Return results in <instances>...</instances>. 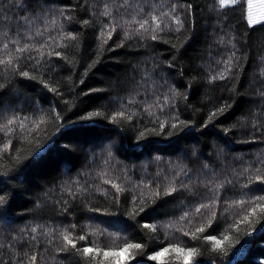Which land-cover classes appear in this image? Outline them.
Returning <instances> with one entry per match:
<instances>
[{"label":"trees","instance_id":"16d2710c","mask_svg":"<svg viewBox=\"0 0 264 264\" xmlns=\"http://www.w3.org/2000/svg\"><path fill=\"white\" fill-rule=\"evenodd\" d=\"M135 2L130 0L134 5ZM26 3L31 5L27 11L4 9L11 18L4 28L8 37L18 38L14 30L31 35L39 30L43 36H35L32 41L37 47L46 41L54 47L50 37L58 40L62 31L71 32L78 40L65 41L69 47L55 49L67 59L55 55L40 58L36 52L31 55L40 60L39 66L35 60L21 59L20 69L38 79L21 77L0 67V83L4 84L0 89V116L11 118L16 113L21 118L28 117L25 123L31 129L41 114L47 116L55 109L61 115V120H49L39 130H33L28 141L24 139L27 132L17 126L10 137L12 150L0 155V173L7 172L0 175V195L8 200L0 206V262L20 264L25 253H35L37 264H77L78 256L57 251L62 244L59 232L74 224L72 231L77 236L103 232L79 241L78 246L98 240L101 247H108L114 236L146 244L144 256H137L142 264H155L147 256L169 243L198 247L202 255L196 264H264V219L254 223V230L241 224L236 231L229 226L242 218L244 210L224 211L226 203L264 195V184L254 179L249 184L256 169L264 170V25L249 27L247 0L226 9H219L216 0H151L165 11L171 3L184 5L177 10L184 27L175 31L173 25V30L159 33L163 40L133 37L124 40L123 46V32L117 29L102 49L99 30L112 18L101 13L107 3L113 9L115 22L122 23L123 10L116 12L120 0ZM189 3L191 9L186 8ZM46 9H63L70 18L58 16L53 24L46 16L24 25V16H38ZM85 20L89 23L84 24ZM3 43H9L8 50L2 49ZM12 49L9 40L0 34V59H7ZM229 57L230 64H226ZM220 74L225 78L211 79ZM39 78L57 87L60 94L49 91ZM165 97L166 106H154V115L145 111L150 105H164ZM130 100L133 103L129 104ZM225 104L231 107L207 123L210 113ZM121 105L135 114L131 121L113 124L100 117L81 119L92 111H104L110 117ZM157 117L170 122L178 117L191 124L168 136L166 133L172 129L161 131ZM153 128L158 134L138 139L141 131ZM0 137L2 142L9 138L4 133ZM17 155L19 163L12 158ZM101 172L125 191L116 194L111 185L103 183ZM173 178L179 190L151 203L154 197L149 189L155 191L160 185L163 192ZM181 181L188 184L190 191L180 187ZM217 183L225 184L214 209L217 216L202 235L222 239L229 234L231 240L224 245L226 256L213 252L203 239L183 235L200 223L207 224L202 217L193 219L191 213L200 203L210 202L212 193L208 189ZM72 193H76L75 198ZM141 194L149 207L131 219L127 213L132 210L134 198L139 205ZM185 212L190 213L189 218L181 221ZM204 216H209L208 210ZM145 223L157 225L156 231L143 228ZM33 227L37 232H31ZM53 229L57 231L52 233ZM249 230L251 236L246 234ZM232 244L235 246L230 247Z\"/></svg>","mask_w":264,"mask_h":264},{"label":"snow or ice","instance_id":"6c2138e0","mask_svg":"<svg viewBox=\"0 0 264 264\" xmlns=\"http://www.w3.org/2000/svg\"><path fill=\"white\" fill-rule=\"evenodd\" d=\"M115 2V0H113ZM241 0H216V4L219 9H226L232 5H236ZM17 8L23 9L27 11L31 5L26 3V0H0V34H2L9 42L13 45L12 51L7 53V59H0V67L5 70H10L13 74L19 75L21 77H25L28 79H38L37 76L31 74L29 71L21 70L19 67V61L21 59H27L29 61L35 60L37 66L40 65V60L36 59L32 52H36L40 58H44L45 55L56 57H60L62 59H67V56L61 52L56 51L55 49H63L69 47V43L65 41L72 42L77 41L78 37L71 32L64 33L63 31L59 34V39L57 37H50L52 40L54 47L49 45L47 41L42 43L37 47L35 43L32 41L35 39V36H43V33L39 30L36 31L35 35L31 34H21L18 31L14 30V36L18 37L13 39L12 37H8V33L4 31V28L7 27V22L11 19L4 13L5 8ZM178 7L183 8L184 5H178L177 3H171L167 5V11L163 10V7L158 4L151 3V0H136L135 5L130 3V0H120V3L117 5L116 12L120 13V20L122 23L115 22V16L113 14V9L109 4L104 5V10L101 13L104 17L112 18V22L104 23L101 29L99 30V37L101 38L100 48L102 49L104 45L108 44V41L112 39L113 33L120 29L123 32V40L120 46H123L124 40H130L133 37H139L141 39L147 38L152 41L163 40V37L159 35V33L164 32L165 30H173V25H175V31H180L184 27V20L180 18L178 14ZM192 5L189 3L186 5L187 9H191ZM47 16L50 19L51 23L55 24L57 17H64L65 19H69L65 15V10H56V9H46L42 11L38 16H24L23 21L24 25L34 24L35 20L44 19ZM125 16L128 18L125 19ZM247 24L249 27L255 25H264V0H247ZM166 20L168 21L166 23ZM84 24H88L89 21H83ZM135 25V27H132ZM23 26V25H21ZM22 37L24 40L21 43ZM167 43V41H164ZM74 46V45H73ZM176 48V45H173ZM46 48H50L51 50L45 52ZM3 50L9 49V43H3ZM179 49L177 48V51ZM15 53V54H13ZM25 53L28 55L25 56ZM98 55L100 53L98 52ZM235 56V53L232 54ZM232 57H229L228 61H225L226 64H230ZM98 62V61H96ZM94 62L89 67H93ZM171 67V64L169 65ZM230 68H226V71H229ZM224 79V75L220 74L219 76H213L211 79ZM41 83L45 85L49 89V91L56 93L59 95V91L57 87L49 85L43 78H39ZM83 82V81H81ZM4 87L3 83H0V89ZM177 93H174V95ZM264 95V93H262ZM182 98H186V96L182 95ZM67 103V102H66ZM133 103V101H129V104ZM167 104V97H165L164 105H150L145 111L148 114L154 115L152 112V108L154 106H159L161 109L163 106ZM231 105L225 104L221 107L215 109L210 113L207 118V123H212V121L219 115H222ZM134 113L129 112L124 105L114 111L111 116H107L104 111H92L87 114V116L82 117L84 120H92L93 118H104L110 119V122L113 124H119L121 122H128L133 119ZM28 117H19L16 113H13L11 118H6L0 116V120L3 122L0 123V133H4L5 136L9 137L7 142H2L3 137H0V155L3 153H8L12 150V140L11 135L15 132L16 127L18 126L20 129L27 132V135L24 137L26 141H28L29 137L33 130H39L40 126L46 124L49 120L59 121L61 120V115L58 112H55V109H52L51 112L45 116L41 114L38 118L33 121V128L29 129L25 123ZM159 121V117L156 118ZM191 121L179 120L178 117H173L172 122L170 121H159V129L163 131L166 127L172 129V131H168L166 134L168 136H173L180 131H183L186 128H189ZM207 127V124L203 125ZM57 130L59 128L57 127ZM228 131V130H226ZM148 134H158L156 129H145L139 133L138 139H145ZM30 142V141H29ZM111 154H109L110 156ZM17 163L20 162V157L14 156L12 157ZM107 162V161H106ZM207 167V166H205ZM183 171V169H182ZM256 175L254 177H249V184L255 181H259L261 184H264V170L256 169ZM0 175H7V172L0 173ZM100 176L103 180V183L111 185V188L115 190L116 194H119L125 189L121 184L116 183L114 180L107 178L106 172H101ZM226 183L231 184L232 181H226ZM224 183H217L214 188H209L208 191L212 193V198L209 203H200L198 206L194 207V211L191 213L193 219L197 217H202L207 220V224L200 223L198 227H195L193 231H184V236H190L193 240H201L207 241L211 245V249L213 252L222 253L223 255H227L228 251L224 247L225 243L231 240V236L225 233L222 239H218L213 235L203 236L202 234L207 231L209 227L212 226L213 220H215L217 216V212L214 210L218 205L219 200V190L224 188ZM180 187L184 189L190 188L187 183L181 181ZM244 187H247L245 185ZM179 188L176 185L175 178L169 181V183L164 187L163 192L160 191V185H156V190L152 192V196L154 197L151 200V203H155V198H159L161 195L170 196L172 193L178 191ZM73 198H75L76 193H72ZM247 195V193H245ZM117 202L118 195L116 197ZM8 203L7 197L5 195H0V206L6 205ZM67 204V201H65ZM133 207L130 212L127 213L129 218L135 219L136 216L143 213L147 207H149L148 203H145V199L143 194L140 197L139 205L136 203V199L134 198L132 201ZM230 208L242 209L244 210L241 213L242 218L237 219L231 224L229 227L235 229L236 231L240 230L241 224L249 225L250 229L254 230V223H259L261 219H264V195H255L250 196L248 199H240L234 200L230 204L226 203V207L224 211H227ZM205 210H208L209 216L205 217ZM92 211H99V209H92ZM259 213V215H257ZM107 215H113V213L105 212ZM190 213L185 212L183 216H181V221L188 220ZM250 218H255L253 219ZM191 224V220L188 221ZM76 225H71L70 228H64L59 232V239L62 241L60 247L57 248L58 252L69 253L72 256H78L80 259L77 260V264H130L131 261L136 260L137 264H142V261L137 260V256H144V249L146 244L133 242L129 240L127 237L114 236V242L111 246L101 247L98 243V240H93L91 245L78 246L79 241H85L88 239L90 235L99 236L102 235L103 232L101 230L90 231L84 235H75L72 231L75 229ZM143 228L149 229L151 232H155L157 229V225L145 223L142 225ZM167 227H172V225H168ZM252 230H249L246 234L251 236ZM57 230L53 229L52 233H55ZM31 232H37V228H31ZM45 235H49L50 233H44ZM33 240L36 239L35 236L32 237ZM116 241H123L122 243H117ZM236 243H239V240H236ZM232 244L230 247H234ZM202 252L198 247H185L179 243H169L164 247H161L159 250L147 256V260L154 261L155 264H196L197 257L201 256ZM25 259L20 262V264H37L38 256L33 253L32 255L24 254ZM2 264V262H0Z\"/></svg>","mask_w":264,"mask_h":264},{"label":"bare ground","instance_id":"6f19581e","mask_svg":"<svg viewBox=\"0 0 264 264\" xmlns=\"http://www.w3.org/2000/svg\"><path fill=\"white\" fill-rule=\"evenodd\" d=\"M172 228V227H171ZM172 230V229H171ZM188 239V238H187Z\"/></svg>","mask_w":264,"mask_h":264},{"label":"rangeland","instance_id":"374dc122","mask_svg":"<svg viewBox=\"0 0 264 264\" xmlns=\"http://www.w3.org/2000/svg\"><path fill=\"white\" fill-rule=\"evenodd\" d=\"M168 106V105H167ZM161 118V117H160Z\"/></svg>","mask_w":264,"mask_h":264}]
</instances>
